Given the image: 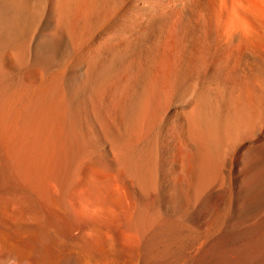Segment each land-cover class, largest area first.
I'll return each instance as SVG.
<instances>
[{"label":"bare ground","instance_id":"6f19581e","mask_svg":"<svg viewBox=\"0 0 264 264\" xmlns=\"http://www.w3.org/2000/svg\"><path fill=\"white\" fill-rule=\"evenodd\" d=\"M0 264H264V0H0Z\"/></svg>","mask_w":264,"mask_h":264}]
</instances>
